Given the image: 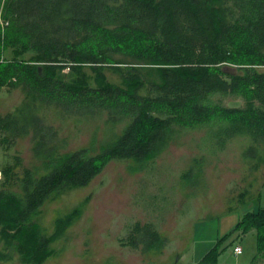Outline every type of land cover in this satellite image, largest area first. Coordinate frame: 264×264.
I'll return each mask as SVG.
<instances>
[{
    "label": "trees",
    "instance_id": "trees-1",
    "mask_svg": "<svg viewBox=\"0 0 264 264\" xmlns=\"http://www.w3.org/2000/svg\"><path fill=\"white\" fill-rule=\"evenodd\" d=\"M140 66L154 69L155 79ZM257 68H264V0H0V93L19 89L24 96L14 113L0 116V134L3 144L30 138L40 163L29 169L14 158L0 169V262H12L13 255L21 264L52 259L51 247L82 211L57 220L47 236L37 223L41 209L87 188L111 162L143 169L168 147L176 128H209L221 147L248 138L244 157L258 170L264 74ZM225 96L241 98L244 107H224L218 98ZM45 109L105 114L107 123L124 127L97 154L64 152L38 115ZM236 230H256L258 256L264 253V208L246 213ZM165 243L152 225L137 223L125 245L149 252ZM219 255L217 243L198 264H218Z\"/></svg>",
    "mask_w": 264,
    "mask_h": 264
},
{
    "label": "rangeland",
    "instance_id": "rangeland-1",
    "mask_svg": "<svg viewBox=\"0 0 264 264\" xmlns=\"http://www.w3.org/2000/svg\"><path fill=\"white\" fill-rule=\"evenodd\" d=\"M140 67L155 79L154 69ZM257 71L264 74V68ZM84 72L94 77L89 68ZM105 75L117 83L114 72L105 70ZM219 99L226 108L245 104L235 96ZM23 100L21 90H3L0 116L14 113ZM38 115L64 152L88 148L97 154L124 127L107 123L105 114L75 117L45 109ZM211 136L209 128H176L168 147L143 169L133 162H111L87 188L47 203L37 220L47 236L54 233L57 220L75 209L82 215L51 247L55 255L45 264H192L217 243L218 264H251L255 258V264H264V253L258 256L257 231L241 235L236 230L246 213L264 208V164L255 171L254 162L244 157L248 138L238 137L221 147ZM4 137L0 134V169L14 158L26 168H40L30 138L3 144ZM189 172L192 175L184 180ZM137 223L152 225L165 240L164 247L149 252L127 247ZM236 246L241 255L234 256ZM3 249L0 243V252ZM7 264L21 263L13 255Z\"/></svg>",
    "mask_w": 264,
    "mask_h": 264
},
{
    "label": "built area",
    "instance_id": "built-area-1",
    "mask_svg": "<svg viewBox=\"0 0 264 264\" xmlns=\"http://www.w3.org/2000/svg\"><path fill=\"white\" fill-rule=\"evenodd\" d=\"M1 25H3L2 21H1ZM2 179H3V176H2V172L0 171V182L2 181ZM241 252H242V249H241V247H239V246H236V247L234 248V250H233V253H234L236 256H237V255H240Z\"/></svg>",
    "mask_w": 264,
    "mask_h": 264
},
{
    "label": "water",
    "instance_id": "water-1",
    "mask_svg": "<svg viewBox=\"0 0 264 264\" xmlns=\"http://www.w3.org/2000/svg\"><path fill=\"white\" fill-rule=\"evenodd\" d=\"M225 73H228V74H235L236 70L233 69V68H229V67H224L222 69Z\"/></svg>",
    "mask_w": 264,
    "mask_h": 264
},
{
    "label": "crops",
    "instance_id": "crops-1",
    "mask_svg": "<svg viewBox=\"0 0 264 264\" xmlns=\"http://www.w3.org/2000/svg\"><path fill=\"white\" fill-rule=\"evenodd\" d=\"M234 250V249H233ZM242 253V252H241ZM241 255V254H240ZM234 256H236L235 254H234ZM255 260V259H254ZM255 262L256 261H253V262H251V264H255ZM192 264H198V262H194V263H192ZM237 264H244V263H237Z\"/></svg>",
    "mask_w": 264,
    "mask_h": 264
}]
</instances>
